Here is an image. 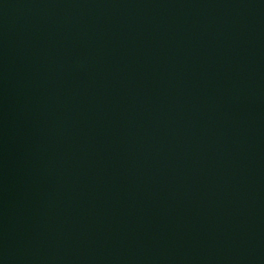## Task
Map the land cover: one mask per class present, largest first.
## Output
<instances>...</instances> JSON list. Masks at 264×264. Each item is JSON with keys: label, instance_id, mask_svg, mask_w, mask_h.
<instances>
[{"label": "water", "instance_id": "1", "mask_svg": "<svg viewBox=\"0 0 264 264\" xmlns=\"http://www.w3.org/2000/svg\"><path fill=\"white\" fill-rule=\"evenodd\" d=\"M0 264H264V0H0Z\"/></svg>", "mask_w": 264, "mask_h": 264}]
</instances>
